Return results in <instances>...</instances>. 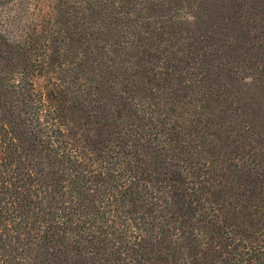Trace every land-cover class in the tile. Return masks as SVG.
<instances>
[{
    "label": "trees",
    "instance_id": "trees-1",
    "mask_svg": "<svg viewBox=\"0 0 264 264\" xmlns=\"http://www.w3.org/2000/svg\"><path fill=\"white\" fill-rule=\"evenodd\" d=\"M29 1L0 0V264H264L263 138L255 137L257 147L240 159L245 138L226 137L222 144L230 148L217 150L208 118L201 132L190 120L188 132L198 131L197 140L165 129L160 119L146 122L136 109L130 117L138 123L124 125L123 119L131 107L127 95L146 93L141 79L169 83L153 70L155 58L216 66L221 54L196 56L194 50L211 31L229 32L221 5L205 1L201 17L164 23L166 33L182 30L177 39L188 28L193 55L182 56L157 44L154 34L162 37L164 30L137 18L141 8L173 6L164 0H84L87 13L78 30H66L58 14L79 0H56V17L42 9L32 26L21 21L27 28L21 41L14 40L1 12L20 2L23 10ZM239 37L249 41L255 34L245 28ZM109 45L125 68L113 81L121 76L120 92H128L116 96L111 86L110 103L96 104L94 117L81 100L67 99L73 81L67 59L84 53L83 65L98 70L102 61H117ZM253 49L248 56L264 61L259 44ZM177 78L175 93L190 85L180 73ZM94 88L104 97L106 86L98 81ZM69 117L89 122V131Z\"/></svg>",
    "mask_w": 264,
    "mask_h": 264
},
{
    "label": "rangeland",
    "instance_id": "rangeland-1",
    "mask_svg": "<svg viewBox=\"0 0 264 264\" xmlns=\"http://www.w3.org/2000/svg\"><path fill=\"white\" fill-rule=\"evenodd\" d=\"M55 1L47 0V2L41 3L30 0L23 10H21V2L19 5L6 4L1 12V17L7 20L8 36L21 41L24 36L22 28H27L26 25L21 27V21L32 26V22L40 17L44 8L51 10L53 16H55L52 8ZM164 1L167 5L172 4L173 6L165 10L157 4H154L156 8H147L145 11L144 8H141L138 10L139 15H137V18L144 23V26H148L153 31H157V29L164 30L162 37L156 36V33L154 34L157 44H160L163 49L172 51V55L173 52H176L182 56L192 53L188 50L187 39L190 33L188 28L184 25L185 34L182 38L177 39L176 37L182 30H174L175 36L172 33H166L164 23L171 18L173 21H177L185 17L191 20L201 17L203 13L198 15V10L205 1L206 3L213 1L215 6L218 7L221 5L220 8L223 13L221 16L228 20L229 32L211 31V38H207V42L205 41L194 50L196 56L221 54L220 57L216 55L218 57L213 61L216 66L213 68L204 67L197 60L190 61L185 65L183 62L178 63L175 59L167 62L164 58H155V63L152 64L153 70L158 76L170 77L169 83L167 84L166 80H161L160 83L157 81L158 85L156 82L150 83L146 79H141L140 84H144L143 90H146V93L140 91L137 98L127 95L128 91L120 92L122 85H119L125 82V79H122L121 76L119 77L120 80L113 81L112 75H117V72L123 71L125 68L118 62L121 58L120 54L115 49L113 50L110 45L107 48H109L110 53L114 52L112 57H116L117 61L111 63H107V60L102 61L98 70L91 69L88 63L83 65L85 63L83 62L84 53L77 57L69 53L73 56V59L69 57L67 60L73 61V65L69 66L68 75L69 80L72 79L73 81L69 82L66 87L67 99L75 100L76 98L81 100L85 109L92 112L96 117L99 115V111L95 105L99 102L104 106L110 103V101L107 102V99L111 96V86L114 85L117 89L116 96L126 94L128 96L127 102L131 106L129 117L122 114L124 125H129L131 120L136 123L139 122V117H130L133 115V110L136 109L138 113L143 114L146 122H158L160 119L165 129L178 128L183 132H187L185 133L187 137L191 135L194 140H197L198 131H192L191 134L188 132L191 131L190 120L198 121L195 124L199 126L201 132L204 129L203 123H206L204 119L208 118V130L212 128L210 137L217 150L220 149L223 152V149L230 148L222 144V140L226 137L229 139L235 138L238 141L245 138L241 149L242 153L239 156L241 159L242 155H247L249 148L254 149L257 147L255 137L258 135L263 138L264 144V61L261 58H253V60L248 56L253 53V47L259 44V50L260 52L263 51L262 56L264 58V0H180L178 4L174 0ZM155 2L157 0H150V3ZM35 3H39V6ZM75 5L76 7L69 6L68 8L67 6L61 9L58 14V16H62L61 19L65 20V23H61V25L66 30H72V28L78 30L85 22L83 18L84 14L87 13L85 1H76ZM245 28L251 34H255V37L250 38L249 41L242 40L239 37L241 36V30ZM138 30L145 33L143 27ZM147 34H150V32H147ZM249 42L252 43L250 49H248ZM230 44L233 45L231 50ZM100 48L104 49L102 46ZM225 49H228V51L226 52ZM99 52L93 53L95 58L100 57ZM223 52L224 54H222ZM220 58L221 62L218 63L217 60ZM231 58H233V61H230ZM125 64L129 66L126 71L127 75L131 71V63L128 60ZM101 72H103L102 75H100ZM77 73L82 74L76 77ZM178 73L184 79L187 78L186 81L190 85L185 90L175 93V90L179 87ZM132 79L128 80L129 86L132 85ZM45 81L43 78H38L40 83H45ZM98 81L107 87L104 97L103 95L99 97L94 88ZM63 84L65 85L66 82L64 81ZM149 92H152V95H149ZM118 99L120 102V98ZM122 107H125V103H122ZM70 112L74 113L71 109ZM79 117L83 119L82 116ZM71 118L69 117V121L79 122L82 124L80 127L87 130V126H91L89 122L85 124L80 118L77 120ZM185 122L187 123L185 124ZM247 133H250L252 137H242L243 134L246 136ZM233 161L237 160L233 159Z\"/></svg>",
    "mask_w": 264,
    "mask_h": 264
}]
</instances>
